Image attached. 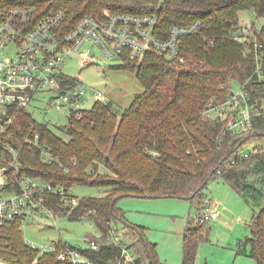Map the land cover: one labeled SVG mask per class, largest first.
I'll use <instances>...</instances> for the list:
<instances>
[{
	"label": "trees",
	"instance_id": "trees-1",
	"mask_svg": "<svg viewBox=\"0 0 264 264\" xmlns=\"http://www.w3.org/2000/svg\"><path fill=\"white\" fill-rule=\"evenodd\" d=\"M0 4H29L45 12L63 8L71 25L87 14L102 19L105 9L150 13L156 16L155 33L162 39L173 25L202 20L200 30L181 45L183 62L151 51L142 61L124 53L122 61L112 66L135 72L144 86L127 108L119 110L112 100H98L80 116L73 115L64 127L67 138L47 123L38 125L65 169L57 162H43L28 148L23 152V168L31 176L68 188H104L101 196L79 197V205L68 214L71 220L88 217L101 232L102 237H92L102 243L100 250H82L102 264L120 253L116 245L105 244L104 237L121 221L139 262L168 264L157 258L156 247L145 240L143 229L124 218L117 203L123 195L188 196L200 209V220L185 229L182 261L196 264L200 241L208 234L201 215L207 197L203 190L220 176L256 208L248 223L251 233L238 241V253L264 264V144L256 143L257 152L241 158L243 145L264 137V76L256 73L257 55L264 54V23L260 28L252 23L262 51L231 32L241 23L243 9L253 8L257 17L264 16V0H0ZM234 84L244 85L250 108L263 111L242 132L229 128L234 110L221 116L215 109L226 104ZM50 203L66 213L60 197L51 196ZM20 225V221L4 225L3 262L33 264L37 259L35 264H67L58 251L41 253L30 245Z\"/></svg>",
	"mask_w": 264,
	"mask_h": 264
},
{
	"label": "built area",
	"instance_id": "built-area-1",
	"mask_svg": "<svg viewBox=\"0 0 264 264\" xmlns=\"http://www.w3.org/2000/svg\"><path fill=\"white\" fill-rule=\"evenodd\" d=\"M156 24L154 14L140 15L105 9L102 19L87 14L71 25L68 10L63 8L45 12L29 4H0V243L3 242L1 235L4 225L9 222L20 221L22 229L29 220L46 215L57 223L56 217H68L71 210L79 205L80 198L74 194L73 188L41 180L23 168L25 148L37 152L43 162H57L63 167L51 145L44 141L41 131L37 129L39 124L45 122L38 120L34 109H29L30 104L37 97L45 98V94L49 93L48 109H68L69 120L75 114L80 116L96 101L105 102L108 99L98 90L92 93L91 86L80 82L77 76L67 74L63 65L68 59L78 55L81 66L90 63L104 65L107 57L122 61V55L127 53L131 59L142 61L152 51L183 62L181 45L186 37L200 30L203 22L193 19L188 24L173 25L163 39L155 33ZM231 32L240 41L253 44L262 51L252 24L239 23ZM92 49H99L103 57L92 53ZM256 73L258 77L264 76L263 53L257 55ZM239 87L238 93L232 90L230 98L241 108L225 109L227 101L215 109L221 116H226L227 110H234L236 113L228 121L229 128L242 132L250 129L253 117L263 111L258 107L254 110L250 108L246 103L244 85L239 84ZM90 100L94 102L88 108L86 105ZM27 119L29 122L25 123ZM258 149V146L252 145L242 151L241 158L256 153ZM51 196L60 197V205L66 207L65 214L50 203ZM201 215L204 221L219 217L217 204L206 197ZM96 237H102L101 232ZM61 243L64 246L60 248ZM87 243L85 247L76 248L66 241H57L40 251H58L59 259L67 264H102L92 260L82 250H100L102 243L92 238H88ZM104 243L120 248V253L111 258L108 264H147L138 261L131 240L120 225H112L109 234L104 237ZM0 262L7 263L1 259Z\"/></svg>",
	"mask_w": 264,
	"mask_h": 264
},
{
	"label": "rangeland",
	"instance_id": "rangeland-1",
	"mask_svg": "<svg viewBox=\"0 0 264 264\" xmlns=\"http://www.w3.org/2000/svg\"><path fill=\"white\" fill-rule=\"evenodd\" d=\"M239 18L241 23L255 22L256 26L264 23V16L257 17L253 8L239 11ZM91 51L103 57L99 49ZM119 62L121 60L116 57H107L104 65L90 63L81 66L79 56L75 55L65 62L63 69L72 77L77 76L83 84L90 85L92 93L93 90L102 92L104 98L112 100L119 110H123L133 103L135 93L142 92L144 86L135 72L112 67ZM233 87L235 93H238L239 84H234ZM45 96L37 97L29 109H34V115L38 120L47 122L53 130L67 138L64 127L69 123V110L66 108L59 110L56 107L48 109L49 93ZM231 99H228L225 109L241 108V105ZM93 102L94 100H90L86 106L89 108ZM256 143L264 144V137L262 141H252L243 145L242 150ZM100 171L104 169L101 168ZM73 189L78 197L101 196L104 192V188L90 185H76ZM203 192L213 204H217L220 216L205 222L208 234L200 241L196 261L202 264H257L250 256L238 253L240 246L238 241L251 233L248 223L256 208L220 176L213 178ZM117 203L124 218L130 224L143 229L145 240L156 247V255L161 262L183 264L185 229L188 224H197L200 220V209L192 201L174 196L152 198L123 195ZM56 218L57 223L46 215L29 220L22 228L26 241L39 249H46L57 241H66L80 248L87 246L88 238L100 235V231L88 217L79 220H71L67 216ZM122 224L121 221L119 225ZM249 249L250 246L247 247L248 251ZM146 262L151 264L149 259H146Z\"/></svg>",
	"mask_w": 264,
	"mask_h": 264
},
{
	"label": "water",
	"instance_id": "water-1",
	"mask_svg": "<svg viewBox=\"0 0 264 264\" xmlns=\"http://www.w3.org/2000/svg\"><path fill=\"white\" fill-rule=\"evenodd\" d=\"M145 197H147V196H145ZM148 197H152V198H154V197H162V196H160V195H153V196H148ZM164 197H166V196H164ZM184 198L189 199L188 196H185Z\"/></svg>",
	"mask_w": 264,
	"mask_h": 264
},
{
	"label": "crops",
	"instance_id": "crops-1",
	"mask_svg": "<svg viewBox=\"0 0 264 264\" xmlns=\"http://www.w3.org/2000/svg\"><path fill=\"white\" fill-rule=\"evenodd\" d=\"M208 197V196H207ZM218 218V217H217ZM217 218H215V219H217ZM241 240V239H240ZM247 255V254H246ZM196 261V260H195ZM196 264H202V262L201 263H198L197 261H196Z\"/></svg>",
	"mask_w": 264,
	"mask_h": 264
},
{
	"label": "bare ground",
	"instance_id": "bare-ground-1",
	"mask_svg": "<svg viewBox=\"0 0 264 264\" xmlns=\"http://www.w3.org/2000/svg\"><path fill=\"white\" fill-rule=\"evenodd\" d=\"M0 264H4V263L0 262Z\"/></svg>",
	"mask_w": 264,
	"mask_h": 264
}]
</instances>
